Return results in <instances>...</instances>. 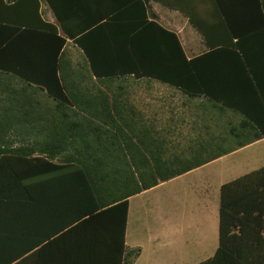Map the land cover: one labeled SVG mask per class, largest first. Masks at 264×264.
Listing matches in <instances>:
<instances>
[{
	"label": "trees",
	"instance_id": "16d2710c",
	"mask_svg": "<svg viewBox=\"0 0 264 264\" xmlns=\"http://www.w3.org/2000/svg\"><path fill=\"white\" fill-rule=\"evenodd\" d=\"M153 3L180 11L209 51L189 59ZM153 82L208 109L217 129L223 118L222 133L201 117L180 133L147 117L133 100ZM262 139L264 0H0V162H78V223L113 234L108 264L142 255L127 245L131 197ZM199 264H264V168L222 187L219 247Z\"/></svg>",
	"mask_w": 264,
	"mask_h": 264
},
{
	"label": "crops",
	"instance_id": "0c3cea01",
	"mask_svg": "<svg viewBox=\"0 0 264 264\" xmlns=\"http://www.w3.org/2000/svg\"><path fill=\"white\" fill-rule=\"evenodd\" d=\"M165 8L157 12L158 7L155 9L153 5L160 22L179 35L188 58L193 59L208 52L209 48L204 39L206 50L197 55L189 54L183 43L180 29L182 13L175 9ZM42 9L45 18L52 24H56V18L51 9L45 4ZM165 21L171 26L165 25ZM187 21L189 22L188 19ZM139 29H142V26ZM77 56H79L78 53ZM133 102L147 117H155L165 126L179 133L186 131L195 116L204 118L207 133H218L217 130L222 133L223 131V118L220 117L221 126L217 129L215 124L208 123L214 114L208 109L202 112L197 111L196 108L194 111V108L188 106L187 100H133ZM208 105L209 108L213 107V104ZM224 128L227 129L225 126ZM18 148H20L19 145L10 147L11 150ZM250 149H256L252 162L259 164V167L253 171L233 177L236 170L247 168L248 164L244 162L245 165L238 169L235 165L233 170H227L221 165L230 157ZM6 158L7 160L0 162V166L3 165V168L0 167V264H19L22 256L27 257L29 264H108V253L111 247L113 248V243L110 242L113 234L104 225L82 226L78 223L85 209L83 167L78 162L66 163L62 157L48 160L47 157L39 154L8 155ZM108 164L110 165V162ZM262 168H264V139L131 197L129 199L127 245L130 248L142 249L143 237L141 232L139 233V225L135 228L131 226L132 203L135 199H142L140 205L145 207L142 209L145 216L148 218L150 212H154L155 223L168 227L173 240L183 241L181 247L183 249L180 251L182 257L191 259L202 253L211 252L213 236L217 228L218 230L220 228L222 187ZM202 170H204L201 177L204 188L203 202L200 201L199 206H194L195 210H189L184 219L176 218L179 196L175 189L171 188L164 199L154 194L161 188ZM154 201V208L159 211L148 208L149 203ZM145 231V235L156 233L157 239H152L154 242L166 240L162 236L159 237L158 229L152 230L147 226ZM141 257L142 255L135 264H138Z\"/></svg>",
	"mask_w": 264,
	"mask_h": 264
},
{
	"label": "rangeland",
	"instance_id": "374dc122",
	"mask_svg": "<svg viewBox=\"0 0 264 264\" xmlns=\"http://www.w3.org/2000/svg\"><path fill=\"white\" fill-rule=\"evenodd\" d=\"M153 5L155 9L156 7H158L159 10L157 9V12L166 9L164 6L157 3H153ZM180 16L182 40L187 51L190 55H197L204 52L206 50V46L203 36L187 21L183 14H181ZM164 23L169 27L171 26L167 21H165ZM136 92L137 100H185L184 96L179 92L171 89L168 86L155 82L150 84L142 83L137 85ZM255 154L256 149H250L237 156L230 157L221 165L228 170L232 168L234 169L235 165L238 169V167L248 164L247 168L238 169L236 170L237 172L233 174V177H236L238 175L241 176L246 174L247 171H253L257 167H259V164H254V162H252V157ZM203 172L204 170L197 172L194 175L182 179L176 183H172L167 187H163L154 195H158L164 199L168 196L169 190L171 188L175 189V191L177 192V196H179V208L177 210L176 218L178 217V219H184L186 213H189V210H195L194 206H199L200 201L203 202L204 188L203 183L201 182V177L204 174ZM141 200L142 199H135L133 201L131 213V226L132 228H135L137 225H139L138 230L139 233L141 232L143 237V242L141 243L143 254L138 264H198L212 257L215 249H217L219 246L218 228L217 231H215V235L213 236L214 241L212 243L213 245L211 252L202 253L200 256L191 259L184 258L182 257V253H180V251H182L183 249L181 248L183 245V241L177 239L173 240L172 233L170 232L168 227L162 225L161 227L159 224H156V216L154 215V212H150L149 217L147 218L144 212H142V209H144L145 207H142L140 205ZM155 201L149 203L148 208H150V210L155 207ZM144 203H147V201H144ZM157 210L159 211V209H153V211ZM161 211H163V209ZM147 226L152 230L158 229L159 233L157 234L159 235V237L162 236L163 238H166V240L161 242H154V240L152 239H157L156 233H153V235H145ZM176 256H178L179 259Z\"/></svg>",
	"mask_w": 264,
	"mask_h": 264
}]
</instances>
